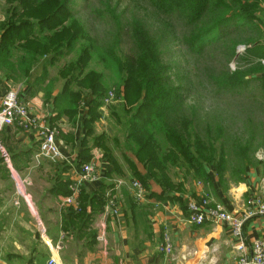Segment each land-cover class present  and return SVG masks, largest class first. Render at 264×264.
<instances>
[{"label": "crops", "instance_id": "obj_1", "mask_svg": "<svg viewBox=\"0 0 264 264\" xmlns=\"http://www.w3.org/2000/svg\"><path fill=\"white\" fill-rule=\"evenodd\" d=\"M35 70L31 69L30 78L17 81L0 74V97L18 90L30 112L57 131L61 158L56 162L37 158L40 138L35 130L13 126L0 133V264H47L50 259L55 264H238L237 241L229 229L212 223L188 225L186 205L207 198L211 206L240 212L254 200L264 203V159L246 166L234 182L212 166L196 175L175 163L166 172L169 187L164 190L154 171L137 165L125 153L133 168L119 150L110 147V141L119 136L114 117H105L113 132L102 128L104 116L94 124L93 137L100 138L94 144L84 128L85 110L73 123L57 115L53 98L63 87V81L56 83L58 74L38 87L32 79ZM70 91L77 92V87L71 86ZM107 108H101V114ZM78 161L92 165L97 177L81 186L83 215L72 211L79 209V199L78 206L67 205L65 199L70 195L64 194L79 178ZM137 177L145 186L142 206L134 204L130 193V183ZM107 196L114 198L118 215L106 213L104 204L101 207ZM103 222L105 241L101 245L95 236ZM164 235L172 248L170 255L158 252ZM243 235L247 253L255 240L264 242V216L249 219Z\"/></svg>", "mask_w": 264, "mask_h": 264}, {"label": "trees", "instance_id": "obj_2", "mask_svg": "<svg viewBox=\"0 0 264 264\" xmlns=\"http://www.w3.org/2000/svg\"><path fill=\"white\" fill-rule=\"evenodd\" d=\"M75 1L6 0L10 12L0 21V74L8 80L17 81L30 78V71L35 68L37 74L32 77L33 84L41 87L48 78L49 68L72 52L76 53L73 60L58 70L63 87L53 98L54 109L57 115L67 116L72 123L76 115L85 110L86 135L97 144L100 138L93 137V126L103 116L100 109L108 91H104L102 73L90 69L95 43L78 20ZM139 1L151 10L150 15L158 25L165 27V31L158 29L152 32L143 21H134L124 34L131 41L132 48L128 53L119 51L120 56L114 53L113 48L120 43L118 32L114 39L115 46L111 45L113 48L105 50L100 59L114 64L119 74L121 84L114 93L115 99L123 101L125 110H134L123 131L125 143L127 141L132 145V151L127 150L133 154L137 165L142 164L148 171H154L153 176L162 181V188L167 190L169 182L166 172L169 166L179 163L180 168L201 174L204 167L212 166L216 140L201 139L191 129V123L176 113L179 97L175 91L166 89L170 78L169 68L163 64L161 54L163 35L177 24L184 32L182 41L186 43L189 53L201 56L205 41L208 37L214 38L212 33H219L228 40L238 37L235 35L239 33L245 37L237 43L245 47L240 59L247 64H255L256 59H264V53L258 55L259 50H264V0ZM121 29L122 26H119V31ZM234 47L231 54L235 55ZM229 74H224L218 82L225 89L233 91L236 87L235 92H240L237 89L242 88L241 81L247 78L259 80L264 85V69L259 61L258 69L249 73L235 71ZM73 85L77 87V92L70 91ZM89 97L90 101L85 103L84 99ZM109 106L105 114L116 117L115 111L121 105ZM114 144L117 146V139H114ZM102 148L108 150L106 145H102ZM204 149L209 153L205 154ZM122 157L130 161L125 154ZM108 159L112 160L109 153ZM130 164L135 168L131 161ZM84 166L83 161H78L80 171ZM136 181L145 190L143 180L137 177ZM64 194L70 195L69 185ZM79 195V209L72 211L83 215L82 193ZM103 204L105 206L106 202H101L102 208Z\"/></svg>", "mask_w": 264, "mask_h": 264}, {"label": "rangeland", "instance_id": "obj_3", "mask_svg": "<svg viewBox=\"0 0 264 264\" xmlns=\"http://www.w3.org/2000/svg\"><path fill=\"white\" fill-rule=\"evenodd\" d=\"M75 3L78 20L95 43L90 69L102 73L105 92L117 93L121 84L119 74L114 64L100 59L105 50L115 46L117 33L119 32L120 43L113 49L114 53L120 56L119 51L127 54L132 48L131 41L124 34L130 30L129 25L134 21H143L152 32H157L158 29L165 31V27L158 25L149 13L151 10L139 0H76ZM9 12L10 6L6 0H0V21L5 19ZM175 25L163 35L161 48L163 64L169 68L170 83L166 85V89L175 91L179 97V105L176 107L179 117L190 122L191 129H194L201 139L216 140V152L211 165L218 173L226 174L228 179L234 182L244 173L246 166L258 165V160L264 159V85L259 80L257 82L247 78L246 81H241L243 86L237 89L240 92H235L236 87L232 91L220 86L218 82L226 73H249L258 69V61L264 69V59H256L255 64H247L240 59L245 47L237 43L245 37L239 33L235 35L238 37L229 40L223 39L219 33H212L214 38L208 37L205 41L203 54L192 55L186 43L182 41L184 32ZM119 26H122L120 31ZM233 46L235 55L231 54ZM262 53L264 50L258 51V55ZM75 56L76 53L72 52L70 56L62 58L59 63L49 68L48 78L55 79L58 70ZM56 83H59V79ZM131 110H125L121 105L115 111L117 116L112 120L117 122L114 131L119 136L116 138L117 146L111 140L110 147L119 150V154L127 153L134 157L127 150H131L132 145L127 141L125 143L123 132L127 119L134 111ZM102 115V128L113 132L112 125L106 122L105 111ZM204 153L209 152L204 149Z\"/></svg>", "mask_w": 264, "mask_h": 264}, {"label": "built area", "instance_id": "obj_4", "mask_svg": "<svg viewBox=\"0 0 264 264\" xmlns=\"http://www.w3.org/2000/svg\"><path fill=\"white\" fill-rule=\"evenodd\" d=\"M120 102L115 99L114 92L109 91L103 99V107L114 105ZM16 126L24 131L35 130L40 138L39 153L37 158L56 162L61 158L59 147L56 141L57 131L46 126L37 116H34L29 108L22 103L18 96V90L8 91L0 97V133L9 127ZM79 178L69 186L70 196L65 199V203L71 206H78V196L83 183L95 180L96 173L92 165H85L79 172ZM130 193L133 202L137 206L145 203V190L138 181L130 183ZM109 195V194H108ZM105 210L111 215H118V207L114 198L106 197ZM251 206L240 212H227L219 205L211 206L207 198H203L200 203L189 202L187 205V224L191 226H201L205 223L223 225L227 227L237 243L234 247L238 251V264H264V242L255 240L249 253L245 251L243 227L245 223L256 216H264V203L259 200L250 203ZM96 241L104 245L105 229L104 222L96 228ZM172 251L167 235H164L163 243L158 247V252L170 255ZM47 264H55L50 259Z\"/></svg>", "mask_w": 264, "mask_h": 264}]
</instances>
